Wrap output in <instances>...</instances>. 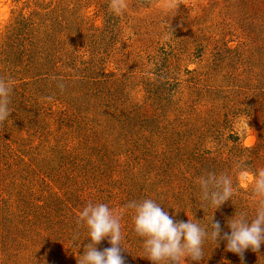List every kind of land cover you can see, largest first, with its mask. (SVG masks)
Returning a JSON list of instances; mask_svg holds the SVG:
<instances>
[{
  "label": "rangeland",
  "instance_id": "374dc122",
  "mask_svg": "<svg viewBox=\"0 0 264 264\" xmlns=\"http://www.w3.org/2000/svg\"><path fill=\"white\" fill-rule=\"evenodd\" d=\"M108 5L0 0V76L13 81L0 123V264H77L89 202L121 217L125 264H152L130 201L153 199L208 230L213 219L229 232L236 213L255 216L264 0H126L119 14ZM208 172L233 181L218 210L200 207ZM217 243L186 264H241ZM243 264H264V244Z\"/></svg>",
  "mask_w": 264,
  "mask_h": 264
},
{
  "label": "clouds",
  "instance_id": "9594fccd",
  "mask_svg": "<svg viewBox=\"0 0 264 264\" xmlns=\"http://www.w3.org/2000/svg\"><path fill=\"white\" fill-rule=\"evenodd\" d=\"M126 7V0H109L108 10L119 14ZM173 31V30H172ZM63 88V85H59ZM13 81L0 76V123L11 115L10 97ZM247 176V172L241 173ZM202 202L220 209L231 200L234 194L233 181L230 176L208 172L199 177ZM251 190L258 198L255 216L248 219L244 213L228 220L229 232L223 231L219 221H212L210 230L201 227L200 221H174L153 199L130 201L124 207L134 210L133 231L142 238L145 258L152 264H186V261L199 262L204 259L203 245L211 240L218 246V241L226 242L225 250L240 257L244 262V253L251 249L259 253L264 244V168L253 174ZM121 217L105 203L89 202L80 212L77 223L88 232L90 243L85 245L83 255H79L77 264H125L122 255ZM105 239L111 245L102 251L98 245Z\"/></svg>",
  "mask_w": 264,
  "mask_h": 264
}]
</instances>
